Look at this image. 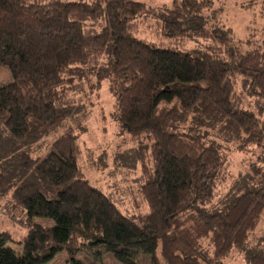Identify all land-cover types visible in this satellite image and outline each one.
Segmentation results:
<instances>
[{
  "label": "trees",
  "instance_id": "1",
  "mask_svg": "<svg viewBox=\"0 0 264 264\" xmlns=\"http://www.w3.org/2000/svg\"><path fill=\"white\" fill-rule=\"evenodd\" d=\"M215 2L0 0L11 78L0 86V199L28 226L20 255L0 234V264H43L63 248L159 264V247L164 264H224L231 250L264 264V37L220 26ZM103 86L117 138L137 144L134 214L88 182L65 126ZM241 152L252 156L233 174Z\"/></svg>",
  "mask_w": 264,
  "mask_h": 264
},
{
  "label": "rangeland",
  "instance_id": "2",
  "mask_svg": "<svg viewBox=\"0 0 264 264\" xmlns=\"http://www.w3.org/2000/svg\"><path fill=\"white\" fill-rule=\"evenodd\" d=\"M151 6H162L169 4L171 0H138ZM212 12V11H211ZM215 19L223 28L231 27L233 35L242 38L246 34V27L254 31L258 40L264 37V0H216L213 4ZM144 36H151L149 31ZM10 73L6 66L0 67V86L10 81ZM100 98L96 105L86 115L87 109H83L78 118H70L65 126H72L75 133L79 136L80 156L79 167L84 173L88 182L99 188L126 214H134L133 200L129 191L136 188L138 170L134 169L136 143H123L122 138L116 136V124L109 120L108 110L111 108L113 99L108 89L103 86L100 90ZM106 115L105 117H102ZM63 128L59 129L62 132ZM255 150L249 151L254 154ZM258 151V150H257ZM231 154L229 159L230 172L236 174L241 162L247 160L252 155L250 153ZM259 152V151H258ZM115 156L117 158L115 159ZM240 164V165H239ZM239 165V166H238ZM5 198L0 199V234L6 233L8 238L4 245L14 250L17 255L22 253L20 241L26 235L28 226L25 224L26 215L19 210H7L4 207ZM34 222L48 223L43 218H33ZM258 232L260 237L264 234V223H258ZM261 224V225H260ZM261 226V227H260ZM260 227V228H259ZM251 234V233H250ZM249 234V235H250ZM250 235L248 244L254 246L260 237ZM255 243V244H254ZM157 249L156 256L159 264L162 263ZM80 261L82 264H123L117 261L111 253H104L100 258H95L85 250H79L75 253L68 252L63 248L57 252L53 258L43 264H66L69 258ZM244 251L231 250L224 258V264H246ZM139 264H150L148 261L141 260Z\"/></svg>",
  "mask_w": 264,
  "mask_h": 264
}]
</instances>
